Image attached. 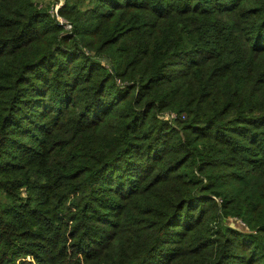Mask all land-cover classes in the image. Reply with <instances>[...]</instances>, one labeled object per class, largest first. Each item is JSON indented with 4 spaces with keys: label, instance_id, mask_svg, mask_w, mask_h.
<instances>
[{
    "label": "trees",
    "instance_id": "obj_1",
    "mask_svg": "<svg viewBox=\"0 0 264 264\" xmlns=\"http://www.w3.org/2000/svg\"><path fill=\"white\" fill-rule=\"evenodd\" d=\"M47 1L0 0V264H264V0Z\"/></svg>",
    "mask_w": 264,
    "mask_h": 264
},
{
    "label": "built area",
    "instance_id": "obj_2",
    "mask_svg": "<svg viewBox=\"0 0 264 264\" xmlns=\"http://www.w3.org/2000/svg\"><path fill=\"white\" fill-rule=\"evenodd\" d=\"M67 0H48L45 4H41L40 7H45L47 5L48 13L50 14L51 18L55 20L63 29L65 33L71 34L73 32V25L71 22L66 20L62 16V9L65 7ZM165 119L171 120V122H174L176 120L177 116L173 113H165L164 116ZM217 202H221L219 199H216ZM229 222L232 223H239L241 224L245 229L246 225L242 222L240 219H229Z\"/></svg>",
    "mask_w": 264,
    "mask_h": 264
},
{
    "label": "rangeland",
    "instance_id": "obj_3",
    "mask_svg": "<svg viewBox=\"0 0 264 264\" xmlns=\"http://www.w3.org/2000/svg\"><path fill=\"white\" fill-rule=\"evenodd\" d=\"M232 224V222H230ZM235 224V223H234ZM232 224L234 227H236L237 229H239L240 231H244L246 230L241 224L236 223L235 225Z\"/></svg>",
    "mask_w": 264,
    "mask_h": 264
}]
</instances>
